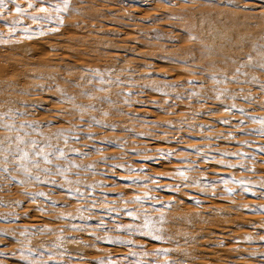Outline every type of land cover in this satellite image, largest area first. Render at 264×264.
<instances>
[{
	"label": "rangeland",
	"instance_id": "obj_1",
	"mask_svg": "<svg viewBox=\"0 0 264 264\" xmlns=\"http://www.w3.org/2000/svg\"><path fill=\"white\" fill-rule=\"evenodd\" d=\"M0 264H264V0H5Z\"/></svg>",
	"mask_w": 264,
	"mask_h": 264
},
{
	"label": "snow or ice",
	"instance_id": "obj_2",
	"mask_svg": "<svg viewBox=\"0 0 264 264\" xmlns=\"http://www.w3.org/2000/svg\"><path fill=\"white\" fill-rule=\"evenodd\" d=\"M4 2H5V0H0V5L4 4ZM17 11H20L19 7H17ZM34 19H35V17H34ZM45 159H46V157H45ZM37 179H39V178L37 177Z\"/></svg>",
	"mask_w": 264,
	"mask_h": 264
}]
</instances>
